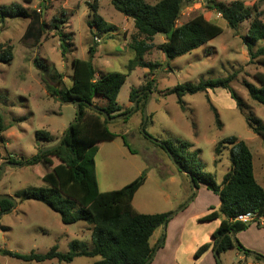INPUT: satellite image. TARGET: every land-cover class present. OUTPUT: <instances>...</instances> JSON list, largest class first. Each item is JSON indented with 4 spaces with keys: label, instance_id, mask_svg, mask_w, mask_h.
<instances>
[{
    "label": "rangeland",
    "instance_id": "obj_1",
    "mask_svg": "<svg viewBox=\"0 0 264 264\" xmlns=\"http://www.w3.org/2000/svg\"><path fill=\"white\" fill-rule=\"evenodd\" d=\"M145 1L155 4L160 0ZM215 1L228 5L236 0ZM239 1L251 10L252 18L260 13L264 22V0ZM11 3L36 10L45 27L42 36L35 40L24 37L29 19L14 17L0 21V54L10 48L12 55L10 61H0V116L6 127L1 134L4 141L0 143V166L10 162L9 158L20 164L57 143L75 119V105L61 103L48 95L42 78L53 87H70L72 61L89 60L90 46L96 47L92 58L96 79L111 72L126 73L128 61L133 58L129 43L136 35L132 20L117 12L111 0H0V7ZM93 5L97 7V14L106 24L114 27V31L103 33L90 25L94 15ZM197 14L219 25L222 33L169 63L158 50L164 37L156 35L154 48L143 57L144 61L156 66L135 68L117 96L122 110L131 109V113L123 119L108 122L107 128L115 134L114 139L99 143L87 153L95 161L99 192L118 190L145 173L146 180L132 201L140 213L174 212L194 194L190 181L178 170L170 154L153 140L191 144L189 152L197 155L201 163L200 171L210 174L219 185L231 169V146L222 144L219 155H215L214 149L221 140L234 136L250 149L255 177L264 188V140L249 129L245 118L249 112L264 123V106L251 100L244 87V82L258 87L254 75L264 73L263 58L250 60L242 42L250 20L231 29L216 11L207 8V0H185L177 26ZM56 21H61L59 30L69 35L64 58L61 56L58 30L53 28ZM261 45V42L256 43L254 49ZM36 62L43 67H38ZM232 74L235 78L230 86L247 111L238 110L234 100L223 89L185 95L184 109L177 103L176 96L170 93L179 84H197L200 80ZM148 84L151 92L147 95ZM131 90L138 93L136 98L140 102L136 103V109L129 99ZM146 95L147 98H144ZM92 103L98 108L108 105L101 96H96ZM211 106L218 115V124ZM144 112L146 121L143 125ZM85 114L90 116L93 112L85 109ZM38 130L49 132L53 140L36 139L35 132ZM123 137L134 152L124 146ZM53 164L57 167L60 162L54 159ZM46 170L49 167L41 164L5 167L0 176V195L13 198L15 205L9 212L0 213V250L43 254L58 244L60 252H67L72 240L91 246V234L87 232L91 229L90 225L84 222L65 225L56 212L43 204L16 198V193L20 191L45 187L42 176ZM200 187L194 199L170 219L166 229L158 228L154 233L151 240L153 246L156 245L154 255L159 251L152 264H264L250 255L245 257L240 253L239 258L237 250L221 253L219 260L211 253L194 260L195 247L209 238L208 232L215 225L199 222L198 217L219 202L217 195L203 185ZM81 225H86L84 231H79ZM158 234L159 240L155 241ZM163 238L164 243L159 248ZM243 238L247 246L258 244L264 252V228L251 225ZM236 240L241 245L238 237ZM99 260L100 257L96 256L79 257L70 263L57 260L23 262L0 254V264H92Z\"/></svg>",
    "mask_w": 264,
    "mask_h": 264
},
{
    "label": "trees",
    "instance_id": "obj_2",
    "mask_svg": "<svg viewBox=\"0 0 264 264\" xmlns=\"http://www.w3.org/2000/svg\"><path fill=\"white\" fill-rule=\"evenodd\" d=\"M185 0H160L155 4H149L145 0H111L113 8L124 17L131 19L136 35L131 37L129 49L133 58L128 61L126 73L111 72L95 78L96 70L92 63L95 48L89 47V60L73 59L72 61V84L70 87H53L42 78L48 95L55 97L61 103L74 104L79 101L80 117L67 128V133L61 144L48 151L40 150L31 159L21 161L20 164L33 167L41 164L49 167L42 176L45 187L23 190L16 193V198L25 201H36L50 210L56 212L65 225L84 222L91 226V246H85L84 242L73 240L69 243L66 253H61L57 245H53L46 253L20 254L1 249L0 254L23 262H45L57 260L58 262L70 263L79 257H96L100 260L92 264H145L154 252L155 246H151L150 240L154 232L168 223L169 213L144 214L138 212L132 204L136 192L144 184L145 173L123 186L118 190L99 192L96 179L95 161L88 151L101 142L113 140L115 134L107 128L108 121L100 112L92 110L87 103L93 104L96 96L105 98L108 105L104 109L110 117L123 115L131 109L122 110L117 103L118 93L126 81V78L135 68H152L153 65L144 61L146 53L154 48L153 39L156 35L164 37L163 43L158 50L164 55L169 63L177 57L186 55L208 43L222 33V28L212 21L197 14L185 23L177 26ZM93 19L90 23L97 31L108 33L114 31V27L106 24L102 17L97 14V7L93 5ZM207 8L220 14L221 18L231 29H236L242 22L250 20L247 33L242 37L250 60L263 58L264 65V22L260 19V13L252 18L251 10L244 6L242 1L236 0L226 5L215 0H207ZM22 17L30 20L24 33L25 38L38 40L44 33L45 24L41 21L36 10H29L17 3L0 7V21L6 18ZM53 28L59 37L61 56L66 54V41L69 35L59 30L58 24ZM262 45L254 49L255 44ZM10 48L8 52L0 54L1 62L11 60ZM37 66L42 68L40 63ZM235 75L223 78L200 80L197 84L184 83L173 87L170 93L177 98V103L184 109L183 97L208 90L223 89L234 100L240 111L246 110L242 100L231 88L230 83ZM254 79L258 87L244 82V87L249 98L264 106V73L257 72ZM147 95L151 92L147 85ZM137 92L131 90L130 101L134 102ZM147 95L144 98H147ZM140 101L138 100L137 103ZM85 109H90L93 115H86ZM218 124V115L211 106ZM247 111V110H246ZM102 118V119H101ZM249 129L264 140V123L252 113L245 116ZM6 130L0 116V143L4 141L2 133ZM38 140L51 142L52 135L44 130L35 132ZM123 144L130 152H134L123 137ZM230 145L231 169L227 172L218 185L210 174L200 171L201 163L195 153L189 152L192 146L187 142L162 141L158 146L178 166V170L199 188L203 185L219 198L217 210L210 208V212L199 219V222H211L220 217L218 228L212 233V243H203L195 251L193 258L198 260L210 248L218 255L230 250H237L249 256L250 253L239 243L237 247L233 241L231 232L234 234L246 230L250 224L233 222L239 214L255 212L264 217V188L254 176L253 155L244 141L231 136L221 140L215 147V155H219L220 146ZM60 162L54 166L53 160ZM10 162L17 163L9 158ZM1 171V166H0ZM193 195V193H192ZM12 203L8 200H0V213L9 212ZM157 244V243H156ZM163 242L160 244L162 245ZM256 260L258 257L253 256ZM261 261V260H260ZM219 264V263H217Z\"/></svg>",
    "mask_w": 264,
    "mask_h": 264
},
{
    "label": "water",
    "instance_id": "obj_3",
    "mask_svg": "<svg viewBox=\"0 0 264 264\" xmlns=\"http://www.w3.org/2000/svg\"><path fill=\"white\" fill-rule=\"evenodd\" d=\"M137 100H138V98H136L134 100L135 109H136ZM79 104H80L79 101H77V102L74 103L76 116H75L74 121L70 125H72L73 123H75L79 119V117H80ZM87 105H88V107L90 109L95 110L97 112H100L103 115V117L108 122L114 121V120L123 119V118L127 117L131 113V111H130V112H128L126 114H123V115H118V116L110 117V115L104 109L98 108V107H96L95 105H93L91 103H87ZM145 121H146V115H145V112H144L143 125H144ZM70 125L68 126V128L70 127ZM142 131H143V129H142ZM66 133H67V130L65 131V133L63 134V136L59 139V141L57 143H55V144H53V145H51V146H49L47 148H44L42 151H48V150H51L53 148L58 147L61 144L62 140L64 139ZM153 141L154 142H157V144H161L162 143V142H158L157 140H153ZM6 166L7 167H20L21 164H19V163H10V162L3 163L2 166H1L0 176L4 172ZM183 173L186 174V172H184V171H183ZM189 179H190V183H191V185H192V187L194 189V194L178 210H176L174 212H170L167 218H172L176 213L182 211L190 203V201H192L194 199V197L197 195L199 188L194 185V183L192 181V177L190 175H189ZM0 200H8V201H10L12 203V206L15 205V200L13 198L7 196V195H0ZM166 225H167L166 223L163 224V226H162L163 230L166 229ZM231 235H232V238H233V241H234L235 245L237 247H239V244H238V241L236 240L235 234L233 232H231ZM216 249H217V247H215V249H214V255H215L216 259L219 260V255H218ZM249 253L252 254L253 256L258 257L264 263V256L263 255H260V254L254 253V252H250V251H249ZM151 260H152V257L148 261H146L145 264H149Z\"/></svg>",
    "mask_w": 264,
    "mask_h": 264
},
{
    "label": "crops",
    "instance_id": "obj_4",
    "mask_svg": "<svg viewBox=\"0 0 264 264\" xmlns=\"http://www.w3.org/2000/svg\"><path fill=\"white\" fill-rule=\"evenodd\" d=\"M206 19V18H205ZM254 176H255V174H254ZM256 178V177H255ZM257 180V179H256ZM259 183V182H258ZM201 190V187L199 186V189H198V193H199V191ZM197 193V194H198ZM219 202H217L214 206H210L211 208H213L214 210H217L218 209V207H219V204H218ZM133 204V203H132ZM134 207V206H133ZM210 212V208H209V211H206L205 212V214H203V215H201L200 217H198V221H199V219L201 218V217H203V216H205L206 214H208ZM164 213H169V212H164ZM176 215V214H175ZM174 215V216H175ZM173 216V217H174ZM223 217H220V218H218V219H216V220H214V221H211V222H208V223H214L215 225L209 230V232H208V235H209V238L206 240V241H204V242H199V244H197V246L195 247V250H196V248H198L199 246H201L203 243H206V242H208V243H212L213 242V239L211 238V235H212V233L218 228V226H219V223H220V220L222 219ZM171 219V218H170ZM169 222H170V220H169ZM168 222V223H169ZM251 225H253V224H251ZM251 225L246 229V230H244V231H241V232H238V233H236L235 234V237H238L239 239H240V241H241V245H242V247L244 248V249H251L253 252H256V253H262L261 255H263V253L264 252H261V250L258 248L259 246H258V244H254L253 246H247L248 245V243L246 242V240L243 238L244 237V235H245V233L247 232V231H249L250 230V228H251ZM84 226H86V225H81V227H80V229H79V231H81V230H83V228H84ZM254 226H256V225H254ZM257 228H264V227H260V226H256ZM161 229L163 230V228L161 227ZM84 231V230H83ZM87 232H89L90 233V230H87ZM155 232H157V230L155 231ZM154 232V233H155ZM154 235V234H153ZM153 235H152V237H151V240H152V238H153ZM91 236V235H90ZM159 237H160V235L158 234V236L156 237V239H155V241H158L159 240ZM151 240H150V244H151V246H153V244L154 243H152L151 242ZM73 241V240H72ZM71 242V241H70ZM82 242V241H81ZM164 243V238L161 240V243ZM160 243V244H161ZM159 244V248L163 245H160ZM55 245H57L58 246V250H59V245L58 244H55ZM60 251V250H59ZM159 250H157V252H158ZM154 252H155V250H154ZM154 252H153V256H152V260L150 261V263L149 264H152V262H153V259H155V256H156V254H157V252H156V254L154 255ZM238 252V251H237ZM61 253H66V252H61ZM208 253H211V254H214V251L212 250V248H210L208 251H206L204 254H203V256L202 257H204L206 254H208ZM238 254H239V258H241V255H240V252H238ZM242 254V253H241ZM250 256H253L252 254H250ZM246 257V256H245Z\"/></svg>",
    "mask_w": 264,
    "mask_h": 264
},
{
    "label": "built area",
    "instance_id": "obj_5",
    "mask_svg": "<svg viewBox=\"0 0 264 264\" xmlns=\"http://www.w3.org/2000/svg\"><path fill=\"white\" fill-rule=\"evenodd\" d=\"M232 221L264 227V217L259 216L257 213L251 211L237 215Z\"/></svg>",
    "mask_w": 264,
    "mask_h": 264
}]
</instances>
